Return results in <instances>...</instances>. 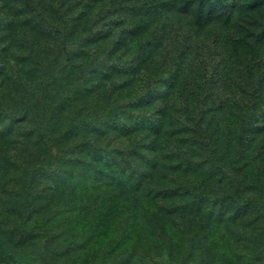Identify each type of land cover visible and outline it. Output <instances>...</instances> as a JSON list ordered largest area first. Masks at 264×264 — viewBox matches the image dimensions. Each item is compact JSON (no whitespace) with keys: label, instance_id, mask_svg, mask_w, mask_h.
<instances>
[{"label":"rangeland","instance_id":"rangeland-1","mask_svg":"<svg viewBox=\"0 0 264 264\" xmlns=\"http://www.w3.org/2000/svg\"><path fill=\"white\" fill-rule=\"evenodd\" d=\"M147 1L0 0V264H39L42 258L40 251L44 253L43 264H75L71 257L78 251L84 252L80 245L84 234L83 223L72 219L76 215L70 214L73 211L70 206L76 203L77 195L86 193V186L93 189L100 183V177L114 179L119 176L113 156L116 152L125 153L130 146L137 144L139 138L133 141L125 136L131 126L141 123L134 116L143 115L146 111V108L134 109L131 104L138 96L145 94L146 88L129 93L124 91L126 86H118V91L116 83L126 77L109 71L108 63L113 59H110V55L107 58L108 51L104 48H111V40L123 26L148 23ZM114 10L116 13H113ZM35 12L56 26L63 27L64 21L69 22L68 41L73 51L70 61L65 59L56 36L45 28ZM239 15L243 16L244 12ZM238 22V18L228 23L214 18L197 27L196 40L200 34V40L205 41L207 46H216V51L212 49V57L207 46L200 56V64L207 63V77L212 78L214 86L206 105L210 111L206 112L203 126L197 127L193 124V115L201 106L190 99L195 89L190 86L182 91L174 89L177 95L175 102L179 105L171 109V117L167 113L165 132L159 137L158 167L164 169L163 174L151 167L157 153L151 137L155 122L152 118L147 123L145 141H140L146 146L140 154L148 161L147 166L155 170V177L160 179L159 184L167 182L171 188H179L181 192H190L192 185L196 184L194 193L176 199V203L168 200L169 205L187 206L194 212L200 204L202 210L197 213V218L194 215L188 217L187 223L183 224L186 227L177 228V222L170 226L168 235L162 236L166 242L163 249L157 247L145 254L144 258L138 252L129 264H264V259L248 261L242 258L235 261L236 255H248V240L243 239L234 247L229 246L225 242V235L229 238L228 225L221 224L219 227L215 223L219 219L220 206H231L227 201L218 200L217 203V199L225 195L224 191L237 189V184L233 183L235 180L230 177L234 171L226 169L223 175L219 173L226 168V159L214 166L213 181L207 184V188L199 187L205 172L211 170L209 151L214 150L215 158L219 159L226 155L228 158V153L233 154L235 150L238 121L231 118L230 122H225L219 104L221 97L227 98L233 94L236 104H240L250 92V81L246 80L242 72L232 73V83L225 86L216 70V64L225 60L224 56L230 55V61L237 66L242 63L239 57L243 58L249 51V38L244 35L247 31L242 27L245 23L236 26ZM108 28H112L113 34L100 39L99 34ZM210 30L217 36L210 35ZM87 32L95 33L89 36V41L86 40ZM253 32L257 33L255 29ZM138 36L137 41L141 38L140 34ZM233 38H238L239 44L229 53L228 49L235 44ZM124 52L128 53L126 49ZM261 53H264V42ZM125 57L131 59L130 62L135 60V56L129 53ZM186 57L189 60V54ZM254 77L261 78L259 72ZM261 81L264 84L263 78ZM155 88L158 94H162L166 83ZM257 96L253 129L241 151L246 165L236 175L244 180L242 196L245 197L242 200L252 197L250 212L255 214L262 210L263 215L264 189L261 193L257 191L261 184L264 185V181L259 180V177L264 178L259 174V156L264 154V86L258 87ZM157 104L148 105L147 109L154 110ZM216 116L221 117L222 121L218 131L215 130ZM176 129H179V138L189 140L192 145L178 147V150L173 146L167 149L169 140L173 141L176 134L173 138L169 135V140L167 135L170 130ZM213 132L217 134L216 143ZM123 134L124 139L119 142L118 137ZM40 136H51L54 144L44 146L39 142ZM104 183L106 191L113 194L112 183L109 180ZM153 183L158 184L155 179ZM31 195L35 196L33 202L30 200ZM40 196H56V199L50 205L46 204V198L41 199ZM70 198H73L72 203H67ZM83 202L84 206L86 203L98 204L100 198H93L92 193L88 192ZM37 206L38 211L33 212L30 223H25L22 215ZM103 206L110 213L116 210L115 201H104ZM254 214L229 226L233 234L237 233L240 237L249 235L248 238L264 244L262 218L255 232L250 229L256 224L243 226ZM210 221H213L212 225H209ZM206 224L208 228H214V234L204 228ZM27 226L42 229L45 234L29 238L32 230H27ZM46 233H53L57 237L46 236ZM213 238H218L219 247L214 246L211 241ZM21 239H27L30 243ZM105 244L106 249L114 250L112 234ZM95 248L97 246L93 245L85 250L99 254V258L88 264H117V261L126 258L121 255L113 259L112 253L105 257ZM122 252L128 255L130 251L123 249Z\"/></svg>","mask_w":264,"mask_h":264},{"label":"trees","instance_id":"trees-1","mask_svg":"<svg viewBox=\"0 0 264 264\" xmlns=\"http://www.w3.org/2000/svg\"><path fill=\"white\" fill-rule=\"evenodd\" d=\"M115 1L116 0H111L113 3ZM120 1L121 0H119V2ZM241 12H244L243 16L239 15ZM113 13H116V11L114 10ZM35 14L38 16V20L46 26L45 28L56 36L65 59L70 61L73 56V51L68 41V34L70 33H68L69 22L64 21L65 25L60 27L53 25L51 21L46 20L41 14L39 15L36 12ZM147 14L150 17L147 24H136L132 27L123 26L118 35L116 34L111 40V48L109 50L108 47L104 48L108 51L107 58L110 55V59H113L112 62L108 63L109 71L126 77L116 83V89L118 86H126L124 91L130 93L132 91L137 92L143 87L146 88V91L144 90L145 94L138 96L131 102L134 109L142 110L146 108V111L143 115L136 114L134 116V119L141 121L140 124L131 126L128 129L130 132H127L126 136L123 134L120 135L121 137H118L119 142L124 139V136L129 137L130 140L133 141H135V139L137 141V138H139L137 144L130 146L127 152H116V155L113 156V163L117 166L119 176L114 179H109L105 176L100 177V183H97L93 189L89 186L84 188L86 193H92L93 198L99 197L100 202L98 204L86 203V206H84V204H82L84 203V196L86 195V193H84L77 195V199L75 200L76 203L71 204L70 207L73 211L70 214L76 215L72 217V219L76 222L83 223L84 230L80 244L84 252L82 253L81 251V253H79L78 251V253L74 254L75 256L71 257V260L75 264H88L99 258L97 252L93 253L89 250L85 252L90 246L94 245L97 246L95 251H99V253H101L100 255L107 257L112 253L113 259L124 255L126 258L117 261V264H129L130 259L134 257V255H138V252L140 253L139 256L144 258L143 256L145 254L149 251H153L157 247L163 249L166 242L164 238L162 239V236L168 235L171 231L170 226L175 225L177 222V228H184L186 224H183L187 223L188 217L194 215V218H197V213L202 210L203 206L200 204H198L194 212H191L187 206L178 207L174 204L169 205V201L171 200L175 202L176 199L180 197H185L194 193L196 191V184L192 185L190 192H181L179 188H171V185H168L167 182L159 184L160 179L155 177L154 172L156 169L161 174L164 172V169L158 167V158L160 156L158 153L160 150L159 137L160 134L165 132L167 113H169L171 117V109L179 105L175 102V97H177V95L174 89L177 90L178 88L182 91L189 86L195 89L190 99L194 104L196 103L201 106V108L196 109L193 115V124L195 123L197 127L203 126L204 121H206V112L210 111L206 105L210 97V90L214 86L212 84V78L207 77V63L200 64L202 60H200V56L207 45L205 41L200 40V34L198 40L196 39L198 34L197 27L207 24L214 18H220L224 23L237 20L238 18L239 22L236 26L245 23L247 26L251 27L248 29L245 24L242 25L247 31L244 35L249 38V41H247L249 51L245 53L243 58L239 57L242 63L235 66L230 61V55H227L224 56L225 60L219 61V63L216 64V70L221 76L222 84L229 86L233 81L232 73L234 74L236 71L237 73L242 72V75L244 77L246 76V80L250 81V92L246 100H244L246 103L236 104L233 94L227 98L221 97L219 104L225 122H230L231 118H236L238 121V133L234 140L235 150L233 154L228 153V158L226 155L219 159L215 158L214 150L209 151L211 170L205 172V178L202 179L199 187L200 189L207 188V184L213 181L212 179L215 173L213 170L214 166H218L220 163L219 161L226 159V168H223L219 173L223 175L226 169L234 171L230 177L235 180L233 183L237 184V189H232L231 192L224 191L225 195L217 199V203H219L218 200H220V202L227 201L231 206H226L225 208L220 206L218 210L219 219H217L215 223L219 224V227L221 224L228 225V230H230L228 236L230 239L225 235V242L229 246L234 247L237 242L240 243L243 239L248 240V255H236L234 257L235 261L242 258L248 261L263 260L264 244H259L252 240V238H248L250 237L249 235H247V237H240L237 233L233 234V229L229 225L230 223H236L254 214L250 212L252 211L250 210V205L252 206L253 203L252 197L242 200L245 197L242 196V183H244V180L242 181L241 176L236 175V172L243 170V167L246 165L244 158L241 156V151L245 148L249 134L253 129L252 123L256 115L254 109L258 99V87L264 86V84L261 83L262 78L264 79V53H261V45L262 42H264V0H148ZM234 16L238 17L233 19ZM191 20L192 22H190ZM115 21L121 23L119 19H115ZM253 29L257 32L256 34L253 32ZM210 31V35L213 34L217 36L213 30ZM110 34H113L112 28H108V30L101 32L99 38H106L110 36ZM139 34L141 38L137 41L136 39L140 37L138 36ZM86 35H88L86 40L89 41V36L95 35V33L89 34V32H87ZM233 40L235 44L228 49L229 53H232L239 44L238 38H233ZM207 47V51L212 57V49L216 51V46ZM124 49H126L129 54L135 56L133 62H130L131 59L125 57L128 53L124 52ZM119 50L120 52L115 54L116 51ZM191 53H193L192 57ZM188 54L189 60H187L188 57H186ZM183 72L185 73L179 78V75ZM256 72H259L261 78L255 79L254 76ZM163 82L166 83L165 92L158 94L155 87L158 88ZM39 101L40 97L37 99V109L39 108ZM156 103H158V106L154 110L147 109L148 105L152 106L153 104L156 105ZM188 103L190 104L189 100ZM149 111H152V114H149ZM149 118L155 121L153 133L151 134V137L153 136V144L157 151L156 156L153 158L155 161L153 160L151 164V167L155 168V170H151V167L147 166L148 161L140 154L141 150L146 147L145 144H140V141H145L144 134L147 129ZM220 123H222L221 117L216 116V131L220 129ZM134 132L137 133L134 134ZM178 133L179 129L169 131L167 135L168 140L169 135H172L173 138L174 134H176V138H173V141L171 139L169 140V147H167V149H171L170 146H173V148L176 147L178 150V147L186 148L192 145L189 140L180 139ZM213 137L216 143L217 134L214 132ZM38 139L39 142L46 147L54 144L51 136H40ZM162 145H164V143ZM259 160L261 162L259 174L264 176L263 153L260 154ZM214 163L216 164L213 165ZM154 179L158 184L153 183ZM107 180L114 186V190H112L113 194H109L106 191V187H104V182ZM259 180L262 182L264 178L259 177ZM244 186H246V184H244ZM223 187H225V185ZM262 189H264V185L261 184L257 192H260ZM251 193L253 192L251 191ZM34 197V195L30 197L32 202ZM43 197L44 196H40L41 199ZM206 197L205 195V203L207 202ZM73 198H70L67 203H72ZM46 199V204L52 205L56 196H51ZM104 201L108 203L115 201L116 210H111V213L110 211H105V207L103 206ZM214 207L215 206H213L212 209H214ZM35 210L38 211V206L27 210V212L22 215L25 223H30L32 214ZM262 213V210H258L254 214V217L247 223H244L245 225L243 224V226H252L256 224L250 229L251 232H255L259 227L257 223L260 218H262V221L264 220V214L262 215ZM212 224L213 221H210L209 225ZM209 225L206 224L204 228L207 229ZM92 226L93 228L91 230ZM27 227V230H32L29 233V238H38L41 234H45V231L42 229H32V226ZM208 229L214 234V228L209 227ZM111 234L113 251L106 249L105 244L107 239L109 241V236ZM232 234L233 237L231 238L230 236ZM46 236L57 237L53 233L50 235L46 233ZM21 240L30 243L27 239ZM211 241L215 247H219L218 238H213ZM15 243L18 244L17 242ZM47 244L48 243H46V245ZM123 249H128L132 254H130V252L128 255L123 254ZM39 253L42 257L40 258L39 264H43L44 253L41 251ZM23 257H26V255ZM20 264L25 263L23 262Z\"/></svg>","mask_w":264,"mask_h":264}]
</instances>
